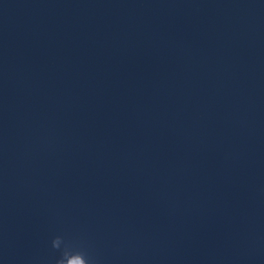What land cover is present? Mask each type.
I'll use <instances>...</instances> for the list:
<instances>
[{
  "label": "water",
  "instance_id": "95a60500",
  "mask_svg": "<svg viewBox=\"0 0 264 264\" xmlns=\"http://www.w3.org/2000/svg\"><path fill=\"white\" fill-rule=\"evenodd\" d=\"M57 235L264 264V0H0V264Z\"/></svg>",
  "mask_w": 264,
  "mask_h": 264
},
{
  "label": "clouds",
  "instance_id": "9594fccd",
  "mask_svg": "<svg viewBox=\"0 0 264 264\" xmlns=\"http://www.w3.org/2000/svg\"><path fill=\"white\" fill-rule=\"evenodd\" d=\"M51 248L60 253L55 258L54 264H67V260L70 257L76 258L79 264H97L95 257L89 254L83 245L73 241H66L63 236H55L51 241Z\"/></svg>",
  "mask_w": 264,
  "mask_h": 264
}]
</instances>
